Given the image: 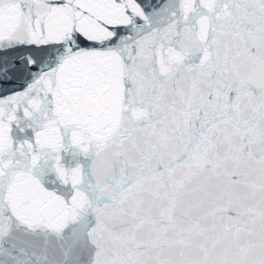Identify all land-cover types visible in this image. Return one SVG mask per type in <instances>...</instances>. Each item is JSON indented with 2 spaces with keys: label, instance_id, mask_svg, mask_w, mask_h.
Returning <instances> with one entry per match:
<instances>
[{
  "label": "snow or ice",
  "instance_id": "1",
  "mask_svg": "<svg viewBox=\"0 0 264 264\" xmlns=\"http://www.w3.org/2000/svg\"><path fill=\"white\" fill-rule=\"evenodd\" d=\"M0 264H264V0H0Z\"/></svg>",
  "mask_w": 264,
  "mask_h": 264
}]
</instances>
